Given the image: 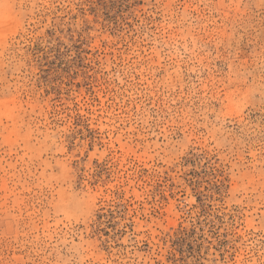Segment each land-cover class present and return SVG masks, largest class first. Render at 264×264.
I'll return each mask as SVG.
<instances>
[{
	"label": "rangeland",
	"instance_id": "obj_1",
	"mask_svg": "<svg viewBox=\"0 0 264 264\" xmlns=\"http://www.w3.org/2000/svg\"><path fill=\"white\" fill-rule=\"evenodd\" d=\"M0 264H264V0H0Z\"/></svg>",
	"mask_w": 264,
	"mask_h": 264
}]
</instances>
